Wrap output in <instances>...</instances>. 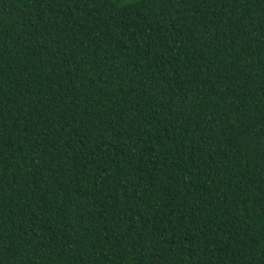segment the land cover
Instances as JSON below:
<instances>
[{"label":"trees","instance_id":"1","mask_svg":"<svg viewBox=\"0 0 264 264\" xmlns=\"http://www.w3.org/2000/svg\"><path fill=\"white\" fill-rule=\"evenodd\" d=\"M0 264H264V0H0Z\"/></svg>","mask_w":264,"mask_h":264}]
</instances>
